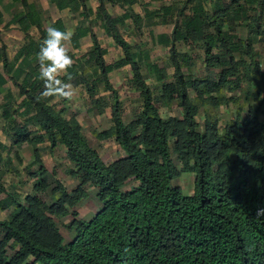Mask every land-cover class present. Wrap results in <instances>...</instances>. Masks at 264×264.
Here are the masks:
<instances>
[{
    "label": "trees",
    "instance_id": "16d2710c",
    "mask_svg": "<svg viewBox=\"0 0 264 264\" xmlns=\"http://www.w3.org/2000/svg\"><path fill=\"white\" fill-rule=\"evenodd\" d=\"M199 5L174 22L168 48L172 79L162 81L152 94L130 46L99 4L105 32L122 48V57L106 63L91 35L92 47L82 61L94 67L89 74L78 75V81L91 98L99 85L108 91L109 127L93 134L114 140L124 151L109 162L88 144L73 117L65 118L48 103L51 97L41 96L38 66H28L26 61L28 56L37 58L40 44L26 43L17 53L25 64L14 69L7 67L3 54V69L23 95L21 104L33 111L25 121L36 129L29 131L26 123L13 121V100L5 93L0 99L1 127L12 128L9 134L16 147L30 146L31 161L24 170L33 182L30 191L20 196L6 188L0 177V209L8 211L0 220V264H264V216H257V210L264 208V71L254 58L255 39L230 34L242 22L250 32L254 25L257 37L264 34L258 22L264 0H213L209 10ZM251 11H257L251 15L253 25L248 19ZM176 39L199 40L205 69L219 71L202 78L184 75L182 67L189 58L175 49ZM237 53L248 61L236 58ZM125 64L131 70L128 83L138 91L141 103L128 120L122 119L117 91L108 79L109 71ZM238 70L257 84L244 92L245 98L258 99L255 109L248 107L245 118L236 116L222 127L213 115L203 112L200 127L198 108L217 106L223 99L218 95L223 85H239ZM159 72L162 78L163 71ZM21 73L25 77L17 82ZM3 83L0 74V87ZM172 100L181 107V116H161L158 106ZM43 141L50 150L56 144L66 147L71 166L65 171L77 179L72 190H66L43 166L36 146ZM11 147L6 148L3 163L16 173L7 157ZM4 148L0 144V151ZM14 157L20 161L15 152ZM182 172L193 174L190 194H182L181 187L172 183ZM129 179L136 185L122 190L120 186ZM87 184L96 189L99 206L89 219L77 218L74 207L86 197ZM69 214L65 227L73 235L65 242L54 218Z\"/></svg>",
    "mask_w": 264,
    "mask_h": 264
},
{
    "label": "crops",
    "instance_id": "0c3cea01",
    "mask_svg": "<svg viewBox=\"0 0 264 264\" xmlns=\"http://www.w3.org/2000/svg\"><path fill=\"white\" fill-rule=\"evenodd\" d=\"M183 2L184 0H0V74L4 78V83L0 87V99L5 93H10V98L13 100L11 105L14 110L13 121L21 125L22 123H26L29 131L36 129V126L30 125L25 121V117L32 114L33 111L29 107L25 108V104H21L23 95L19 94L18 87L3 69V54L7 59V67L14 69L20 65L24 66L25 61L22 60V55L18 56L17 53L28 42L41 45L43 39L46 38L48 26L55 27L61 31L71 30L73 35L69 44V55L72 56L76 66L74 65L73 69H68L67 74L61 78H65V82L74 85V88L79 90L80 93L79 95H74L70 100L51 97L48 103L53 104L55 109H60L61 114L65 118L73 117L80 126L88 144L93 147L94 143L90 142L86 136V131L99 132L109 127L110 109L109 103H107V99L109 98L108 91L104 90L93 95L92 98L89 97L85 86L80 80L78 81V75L85 76L86 71L85 69L78 70L77 65H80L82 62V67H84L87 64L82 60L85 58L86 52L92 47L91 35L95 37L99 47L103 50L104 61L105 54H109L110 52L115 53V58L112 61L122 57V48L105 32L103 18L98 10L99 4L101 3L105 12L114 19L117 32L130 46L132 53H134V59H137L139 62L141 73L144 75V82L152 90L153 94L157 91L162 81L165 79H167L166 81H170L172 79V66L170 65V69H168L170 74L167 78L164 76L159 78V70L157 68L159 66L157 64L156 67V63L157 59L160 58L158 57L161 55L160 51L164 52L166 60L168 59L169 41L174 22L191 15L194 5L200 4L199 6H202L203 10L204 8L209 10L213 0H191L186 5ZM235 23L238 24V21L236 20ZM235 28L238 29L237 25L230 31V34L241 39L240 33ZM199 43V40L182 41L176 39L174 41L175 49L178 52L186 53L189 58L183 67H189L193 62L192 48H194V45L202 49ZM15 57L17 58L15 59ZM30 58V56L26 58L28 66L32 67L36 65L40 72L38 59L36 57ZM89 63H91V67H94L92 62ZM147 67H150L151 70L148 71ZM183 67V74L190 73L188 72L189 68L187 69L188 71H183ZM109 72H118L119 77H121L119 80L123 81L126 88L134 90L128 83L131 76L128 64ZM72 74L74 75L72 76ZM24 75V73H21L17 78V82H20L25 77ZM112 87L116 89V86L112 85ZM103 95L105 98H103ZM189 96L190 98L193 97L190 94ZM101 98L103 100H99ZM94 100L98 103H94ZM138 100L139 104L140 96ZM172 103L175 105L173 115L181 116V107L176 104L175 100L170 101L166 105L160 104L158 106V113L163 116L162 111L166 110L169 112L172 109L170 105ZM139 107L140 105L137 106L135 112L139 111ZM122 108L121 106V115ZM130 117L125 120H128ZM102 119L106 121L103 124L101 122ZM1 125L2 121L0 120V144L1 147H5L4 150L2 149L3 151H0L2 157L0 161V177L1 180H4L3 185L6 188L10 187L12 188V192L14 191L22 196L30 191L33 181V178L28 176L26 171L20 180L18 178V174L20 176L23 169H25L24 166L31 161V148L26 143L18 147L12 144L9 134L12 128L6 125L2 129ZM3 130L6 132H3ZM96 140L102 146V149L97 150L95 148V150L104 162V157L108 156V153H111L109 156H112L114 152H118L119 157L124 155L122 149L114 140L110 138ZM48 145L47 141L36 144L43 166L48 172H54V178L59 180L66 189L74 188L77 185V179L65 171L71 166L66 157V147L56 144L50 150ZM10 147L12 150L8 152L7 157L10 160L11 166L15 168L16 173L8 171V166L3 163L6 159V151ZM26 147H29L30 151L29 149L26 150ZM14 152L19 157L20 161L18 163L14 157ZM21 180L28 186V190L23 193L17 189L21 184ZM125 183L133 187L137 181L129 179ZM0 213H5L0 218L1 220L6 217L8 211L0 209Z\"/></svg>",
    "mask_w": 264,
    "mask_h": 264
},
{
    "label": "rangeland",
    "instance_id": "374dc122",
    "mask_svg": "<svg viewBox=\"0 0 264 264\" xmlns=\"http://www.w3.org/2000/svg\"><path fill=\"white\" fill-rule=\"evenodd\" d=\"M256 16L257 15V11H251L250 12V16H249V20L251 25H253L252 21V15ZM247 19V20H248ZM259 25H260V29H264V10L262 11V14L260 15V19H259ZM256 23V22H254ZM243 24L245 23H241V25H237V28H235V30L240 33V37L241 40H243L245 38V36L247 37V39H249V41H251V39H255L252 40L255 43L253 44V52H254V58L255 60L258 62V65L260 67V70L263 72L264 71V34H261L260 36L257 37V29H255V26L253 25L252 27V32L249 31V29H247V27L243 26ZM241 27V28H239ZM253 36V37H252ZM252 37V38H250ZM257 40V41H256ZM10 53V52H9ZM160 54L158 57H160L159 59H157V63H156V67L157 64L159 67L158 70L159 71H163L164 77L167 78V76H169V72L168 69H170V62L165 57V53L160 51ZM192 55H193V62L190 64L189 67H183V71H186L189 68L190 72L189 74L192 75V77L195 78H202L205 77L207 75L213 76V74L217 73L219 71V68L215 67L212 69H205L204 65H203V51L201 48H199V46L194 45V48H192ZM236 58H243L244 60L248 61L247 56L246 55H240L239 53L235 54ZM115 58V53H109V54H105V62H111L112 59ZM91 63L86 64L84 67H80L78 70L81 69H85L86 71V75L89 74V70H91ZM240 69V68H239ZM147 70L150 71L151 68L147 67ZM81 72V71H80ZM160 73V72H159ZM81 74V73H80ZM185 75H188V73H184ZM238 76L240 77V82L238 86H235L233 88H228V86H222L220 92H219V96H222V100L217 104V106L213 107L210 104H205L203 106H200L198 109V115L196 116V121L198 122V124L201 127L202 124V120H203V112H206L207 114L213 115L216 119H217V123L219 127H222L224 125L225 122L233 120L234 118H236V116H242V118L246 117V112L248 110V107L251 111H253L257 105V100L258 99H252L251 97H244V92L245 90H252L254 89L257 84L253 83L252 81H247V77L244 76L240 70H238ZM118 72H109L108 73V79L111 85L116 86V90L118 91V97H119V101L121 103L122 108V118L125 120L128 117H130V115H132L137 106L141 105V103L138 104V98H139V94L137 90H132V89H128V87L126 88V85L123 83L121 79V77H119ZM123 78V77H122ZM167 79H165L166 81ZM74 86V85H73ZM95 92L98 94L101 91H104V89L102 88L101 85H99L98 87H95ZM160 91V90H159ZM80 91L75 89V95H79ZM158 94V92H157ZM189 94L191 96H194V92L193 91H189ZM217 94L212 95V97L214 98ZM77 98V97H76ZM80 98V97H78ZM103 98H105V96L103 95ZM81 99V98H80ZM111 100L110 98L107 99V103H110ZM171 105V110L168 112L166 110L162 111V115L163 116H176L173 115L175 110V105L172 103ZM159 109V108H158ZM260 117V115H258ZM102 124L105 121V119L101 120ZM86 136L89 138L90 142H92V146L93 148L100 150L102 149V146L97 142L95 135L93 134V131H86ZM95 138V139H94ZM12 140V139H11ZM97 143V144H96ZM26 150L29 149V147L25 148ZM112 150V149H111ZM30 151V149H29ZM123 151V150H122ZM105 152V151H104ZM124 153V151H123ZM122 153V154H123ZM111 153H108V156H105V162H109L110 160H114L117 157H119L118 152H114L112 156H109ZM173 157V156H172ZM174 160V158H173ZM18 163V162H17ZM25 170L23 169V171L21 172L20 176L18 174V178L20 180V178H22L25 173ZM55 175L54 172L52 173V176ZM26 178V177H25ZM54 178V176H53ZM75 178V177H74ZM4 179V177H3ZM55 179V178H54ZM29 180V179H27ZM59 181V180H57ZM4 182V180H3ZM27 183V181H25ZM33 182V181H32ZM173 184H177V186H180L182 189V194H190L192 192V187H193V174L192 173H188V172H182L180 173L176 178H174L172 180ZM6 184V182H5ZM129 184L127 183H123L120 188L122 190H126V189H130L132 186H128ZM18 191L20 190L21 193L25 192L26 190H28V186L27 184L24 183V181L21 180V184L18 186ZM66 189V188H65ZM71 189H66L68 191L72 190ZM85 189V193H86V197L81 200L78 204L75 205L74 209L76 212V217L77 218H82V219H89L97 210L99 204L97 202V200L95 199V188L91 185H85L84 187ZM42 199L45 201L46 198L45 196H42ZM5 214V213H3ZM2 213H0V218L3 215ZM71 215H66L63 216L61 218L59 217H55L54 221L56 222L59 231L64 239V241H68L71 239L73 233L70 232L66 227V223L70 220ZM9 253V251H7ZM37 264V263H36Z\"/></svg>",
    "mask_w": 264,
    "mask_h": 264
},
{
    "label": "clouds",
    "instance_id": "9594fccd",
    "mask_svg": "<svg viewBox=\"0 0 264 264\" xmlns=\"http://www.w3.org/2000/svg\"><path fill=\"white\" fill-rule=\"evenodd\" d=\"M46 33V38L41 42L37 55L40 68L39 78L43 81L41 96L70 100L75 95V88L61 77L67 74V70L74 63L72 56L69 55V44L73 32L71 30L61 31L48 26ZM257 216H264V208L257 210Z\"/></svg>",
    "mask_w": 264,
    "mask_h": 264
}]
</instances>
